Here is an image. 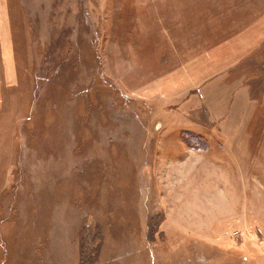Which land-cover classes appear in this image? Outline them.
Masks as SVG:
<instances>
[{
    "label": "rangeland",
    "instance_id": "374dc122",
    "mask_svg": "<svg viewBox=\"0 0 264 264\" xmlns=\"http://www.w3.org/2000/svg\"><path fill=\"white\" fill-rule=\"evenodd\" d=\"M169 7L205 51L264 0H0V264H264V43L183 103L139 96Z\"/></svg>",
    "mask_w": 264,
    "mask_h": 264
},
{
    "label": "crops",
    "instance_id": "0c3cea01",
    "mask_svg": "<svg viewBox=\"0 0 264 264\" xmlns=\"http://www.w3.org/2000/svg\"><path fill=\"white\" fill-rule=\"evenodd\" d=\"M187 7L188 5L185 3V9L188 11ZM171 8L172 7H169V11L167 10V12H164L163 20L159 15V9L154 11V19H160L159 24L166 34L167 39L163 42L164 44L157 45L156 48H151L150 46V54L136 52V54L134 53V55H132L134 60L132 61L133 66H149L152 64L158 67L160 66L159 71L151 72L148 75L147 80L150 81L151 86L148 88L147 92H136L139 96L162 98L166 104L168 102V104H171L176 99H181L179 104L183 103L182 99L186 98L188 95H190V97H195L194 92H203L202 86L205 82H220L217 76L220 71L237 64L264 43V10L255 19L243 23V29L238 32L237 36L222 42V45L220 43L217 45L212 43L210 49L205 50V52L204 45L198 44L196 39L195 43L189 44L187 40L183 42L181 38L173 36L176 35V33H187L189 32V28L191 29V33L198 32V29L195 28V25L191 26V20L185 17V15H187L185 11L184 13L181 10L177 12L175 8V11ZM214 15L219 17V11L213 13V16ZM197 23L202 25L200 19ZM219 24L220 23L217 22L214 26L217 25L218 27ZM218 32H220V29H217L216 33ZM177 43L180 45V51L177 53L178 55L175 53L177 52ZM162 47L166 50L165 56L161 55ZM141 49L143 50L145 48H140L138 51H141ZM188 49L191 50L190 53H188ZM174 55L177 56L174 64L179 65L176 69H173L175 65L169 66L172 65V57ZM165 65L167 66V71L162 72ZM1 67L0 59V104L4 89L3 69ZM137 77L142 76L138 74ZM133 81H135L134 78ZM217 86L219 89L220 85L217 84L216 87ZM210 97L211 99L207 102L206 107L210 106L213 109L216 99L219 101L221 96L216 93H211ZM187 132L195 133L196 131L189 130Z\"/></svg>",
    "mask_w": 264,
    "mask_h": 264
}]
</instances>
